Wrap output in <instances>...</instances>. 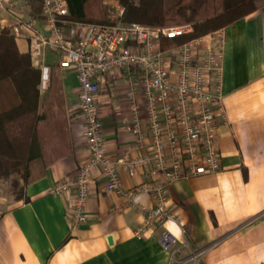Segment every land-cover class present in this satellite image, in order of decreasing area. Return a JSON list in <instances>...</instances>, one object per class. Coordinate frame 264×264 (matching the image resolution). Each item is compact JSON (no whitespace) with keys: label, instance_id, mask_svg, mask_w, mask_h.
Returning <instances> with one entry per match:
<instances>
[{"label":"crops","instance_id":"obj_1","mask_svg":"<svg viewBox=\"0 0 264 264\" xmlns=\"http://www.w3.org/2000/svg\"><path fill=\"white\" fill-rule=\"evenodd\" d=\"M217 36L222 40L226 115L216 127L220 167L170 182L159 175L173 219L163 225L155 221L136 235L146 217L138 205L153 208V196L141 192L129 204L126 196L106 189V177L96 168L86 199L87 219L70 226L74 191L53 194L49 189L74 175L89 153L75 107L77 77L72 69H63L66 107L75 115L73 147L44 177L26 186L29 201L15 200L0 212V264H264V6L219 29ZM15 43L27 53L25 40ZM43 62L47 82L48 66L57 63V56L45 50ZM129 78L120 72L99 79L98 119L112 156L149 151L148 132L140 142L131 132L128 91L133 89L140 103L142 95L139 85L130 87ZM140 115L144 120L143 109ZM117 172L123 189L147 180L146 167L129 175L117 166ZM163 229L175 238L171 249L159 241Z\"/></svg>","mask_w":264,"mask_h":264},{"label":"built area","instance_id":"obj_2","mask_svg":"<svg viewBox=\"0 0 264 264\" xmlns=\"http://www.w3.org/2000/svg\"><path fill=\"white\" fill-rule=\"evenodd\" d=\"M122 12V7L115 6L112 22L104 24L70 19L65 0H41L37 15L31 13L28 0H0V28H7L15 40L27 42L33 66L43 70L44 52L50 50L59 66L76 74L75 107L82 119L89 157L74 175L55 181L49 189L53 194L74 191L70 226L87 219L86 199L92 171L97 168L106 177V189L126 196L129 204H134L141 192L153 196V208L138 205L146 212L135 232L141 236L155 221L163 225L173 219L166 208L160 174L170 182L220 167L216 127L218 121H226L221 93L222 40L217 30L163 50L162 39L190 32L192 25L127 22L119 18ZM120 72L130 76L131 88L141 87V103L134 98L133 89L128 91L130 127L138 142L146 131L150 141L149 151L135 157L128 152L113 156L106 152L98 119L99 79ZM45 80L42 77L43 83ZM117 166L129 175L146 167L147 180L123 189ZM159 241L171 249L175 238L163 229Z\"/></svg>","mask_w":264,"mask_h":264},{"label":"trees","instance_id":"obj_3","mask_svg":"<svg viewBox=\"0 0 264 264\" xmlns=\"http://www.w3.org/2000/svg\"><path fill=\"white\" fill-rule=\"evenodd\" d=\"M69 18L109 24L108 6L102 0H65ZM119 17L127 22L172 24L191 22L192 30L162 39V49L217 31L264 6V0H117ZM39 14L41 0H28ZM135 3H138L136 5ZM63 68L48 66V81L40 90L42 70L20 52L7 28H0V178L17 172L22 181L15 199L29 201L25 188L46 174L59 159L71 153L74 114L66 107ZM18 185L17 179L13 180Z\"/></svg>","mask_w":264,"mask_h":264},{"label":"rangeland","instance_id":"obj_4","mask_svg":"<svg viewBox=\"0 0 264 264\" xmlns=\"http://www.w3.org/2000/svg\"><path fill=\"white\" fill-rule=\"evenodd\" d=\"M102 2L108 6L110 13H112V11L115 9V6L122 7L117 0H102ZM135 4L138 5V3H135ZM140 23H142V22H140ZM188 23L192 25L191 22L172 23V24H156V23H143V24L171 26V25L188 24ZM45 83L47 84L46 81H45ZM45 83H43L41 81L40 88L42 87V89H44V87L46 85ZM68 97L69 96H67V98ZM14 179L18 180V182H19L18 185L14 184V182H13ZM21 183H22V181H21L19 174L17 172L12 173L8 177L3 176L0 178V212L3 209H5L6 207H8L9 204H11L13 201L16 200L15 199L16 190L19 189V187L21 186Z\"/></svg>","mask_w":264,"mask_h":264}]
</instances>
